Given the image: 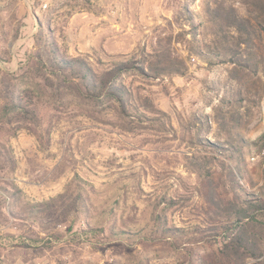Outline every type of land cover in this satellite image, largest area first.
I'll return each mask as SVG.
<instances>
[{
	"label": "rangeland",
	"instance_id": "obj_1",
	"mask_svg": "<svg viewBox=\"0 0 264 264\" xmlns=\"http://www.w3.org/2000/svg\"><path fill=\"white\" fill-rule=\"evenodd\" d=\"M210 1L0 0V71H16L28 59L40 28L64 56H80L98 70L150 52L168 20L177 17L188 28L184 6L202 24L198 37L209 38L204 7ZM231 1L246 13L238 0ZM173 29L180 27L173 23ZM176 47L186 58L185 75L123 76L132 93L129 116H121L117 107L93 106L69 95L57 105L59 115L50 121L44 143L25 129L8 137L16 164L9 178L27 199L55 197L76 175L94 205L90 223L122 232L83 234L67 220L58 236L33 243L23 229L0 222V264H189L185 250L205 254L217 247V242L199 241L209 223L203 214L204 181L184 158L199 149L195 138L203 135L195 133L192 122L202 117L209 139L218 135L223 140L233 132L248 142L256 140L264 132V74L242 73L235 79L229 66L207 65L187 55L182 43ZM45 100L50 108L53 100ZM147 100L162 113L138 106ZM260 144L248 146L239 162L243 177L254 186L264 180ZM162 197L174 202L168 205ZM162 211L167 225L184 230L185 247L175 250L165 241L150 240L153 217Z\"/></svg>",
	"mask_w": 264,
	"mask_h": 264
},
{
	"label": "trees",
	"instance_id": "obj_2",
	"mask_svg": "<svg viewBox=\"0 0 264 264\" xmlns=\"http://www.w3.org/2000/svg\"><path fill=\"white\" fill-rule=\"evenodd\" d=\"M238 1L246 13L231 0L206 3L205 27L211 35L209 38L198 37L202 24L195 23L184 6L188 28L179 24L177 17L173 22L168 20L164 34L158 35L150 52L143 51L137 58L118 61L101 70L80 56H64L49 33L40 28L36 48L28 59L16 71H0V222L23 229L24 237L33 243L42 242L44 236H58L62 232L59 227L67 220L70 228L75 225L83 234H120L122 230H115L112 225L90 223L94 205L76 175L55 197L40 201L27 199L23 190L9 178L16 164L8 137L25 129L44 143L52 127L50 121L56 119L58 106L69 95L93 106L117 107L121 116H129L127 105L132 93L122 83L123 76L130 73L146 78L185 75L188 65L176 47L178 43L184 45L187 55H194L207 65L229 66L230 75L235 79L242 73L264 74V0ZM173 23L180 29L174 32ZM45 98L53 100L50 108ZM138 106L162 113L149 100ZM46 117L48 124L43 126ZM192 123L195 133L203 135L195 138L199 149L184 158L187 168L204 181L207 205L203 214L209 223L207 229H201L199 241L203 238L209 245L215 242L218 245L205 254H189L185 250L189 264H264V180L254 186L252 180L243 177L239 164L248 146L259 142L264 145V132L249 142L233 132H228L223 140H218V135L209 139L210 130L202 117H196ZM242 179L246 185L242 184ZM161 201L168 205L174 202L165 197ZM183 231L167 225L162 211L153 217L149 238L165 241L178 250L185 247L180 236Z\"/></svg>",
	"mask_w": 264,
	"mask_h": 264
}]
</instances>
